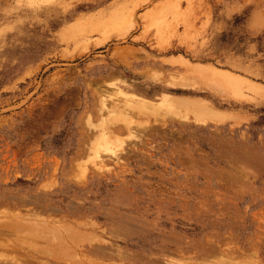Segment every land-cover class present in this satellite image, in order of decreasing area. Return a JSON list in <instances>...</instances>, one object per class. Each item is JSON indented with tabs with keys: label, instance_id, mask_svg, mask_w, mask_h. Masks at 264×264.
Here are the masks:
<instances>
[{
	"label": "rangeland",
	"instance_id": "rangeland-1",
	"mask_svg": "<svg viewBox=\"0 0 264 264\" xmlns=\"http://www.w3.org/2000/svg\"><path fill=\"white\" fill-rule=\"evenodd\" d=\"M121 89L220 111L141 116L100 171ZM263 170L264 0H0V264H264Z\"/></svg>",
	"mask_w": 264,
	"mask_h": 264
},
{
	"label": "bare ground",
	"instance_id": "bare-ground-1",
	"mask_svg": "<svg viewBox=\"0 0 264 264\" xmlns=\"http://www.w3.org/2000/svg\"><path fill=\"white\" fill-rule=\"evenodd\" d=\"M198 74H199V77H201L200 79L202 80L203 83L205 81L208 84L209 83H212V85H214V86H215V84H217L218 86H220V88L222 87L226 92L228 91L229 92L228 94H230V95L232 94L235 97H242L244 95V91L245 90H248V91H250V92H252L254 94H260L261 95V93H263L260 88L255 87L254 85H252L251 83H249L248 81H246V79L241 78L239 75H236V74L232 73L231 71L230 72L229 71H224V73L220 74V73L215 72V71H212V70H207L206 72L205 71L204 72H199ZM202 78L205 79V80L203 81ZM196 79H194V80H196ZM181 83H183V82H181ZM186 85H187V83H186ZM209 86H210V84H209ZM166 96H164V94H163V97H159V98H156V99H149V98H144L142 96L141 97L140 96H137L136 94H133L131 92H127V91L121 89V90H119V92H116L115 93V95H114L115 98H113L109 104H107L106 103V100H104L103 98L101 100H99L100 101V105L98 106L99 107L98 117H99V121L101 122V124L98 125V126H94V125L90 124L91 123L90 121L88 122V124L91 126V128L93 127L95 129L94 130V133H95L94 134V137H95L94 140H95V142L93 143L92 148H91L92 155H90V159L91 158H99V159H101L100 163H99L98 160H97L98 163H95L94 162L95 163V167L98 170L103 171V169L105 167H107L106 164H105V162L102 161V159H103L104 156H105V158H109V159H114V157H115V159L118 158L119 160H121V158L119 156V152L121 150L120 149L121 144L123 143L124 140L121 139L118 136L117 131L118 130H122V129L123 130H126V131L127 130L131 131V129L136 128L135 126L138 125V122L140 120L138 118L141 117V116H146V117L147 116L150 117L152 115H174V116L176 115V116H181L182 113H183L182 109L185 108L186 106H187V108H190V107L195 108V110H192V116L194 117L198 113V115H197L198 118H196V119H199V118L201 119V117H203V115L205 117L208 114V111H210L211 114L214 113V115H215V111L216 112H219L220 111L218 109L217 110L216 109L213 110L214 108L210 107L211 105L208 106L207 105L208 103H206V104L204 103L203 104V102L196 101V100L186 101L187 99L185 97L180 98V97H177V96H172V95H167V94H166ZM198 102H200L202 104H198ZM203 105H204V107H206V110H208L207 112L206 111H202L204 109ZM205 105H207L208 107L205 106ZM199 108L202 109L201 110L202 112H206V115H205V113L200 112V109ZM194 111H196L197 113L194 112ZM194 113H195V115H193ZM220 113L222 114V112H220ZM211 114H210V117H208V118H211V116H213ZM216 114H218V113H216ZM183 115H187V112L183 113ZM186 117H188V116H184V118H186ZM215 117H216V115H215ZM178 118H180V117H178ZM180 119H182V118H180ZM196 119H195V121H197ZM142 122H144V121H142ZM127 136H128V134H127ZM90 139H91V137H90ZM91 141L93 142V140H91ZM103 154H105V155H103ZM248 157H249V155H248ZM93 161H94V159H93ZM258 162H260V161H258ZM259 166H261V165H259ZM73 212H74V210H73ZM63 216H65V219H66V216H68V215L65 214ZM130 217H132V216H130ZM134 219H136V218H134ZM124 221H126V220H124ZM139 221H141V220H139ZM130 223L131 222H129V224ZM88 225H89V223H88ZM92 225H94V223ZM114 225H116V224H114ZM97 226H98V224H97ZM119 229H120V227H119ZM144 229H146V228H144ZM131 230H134V228L131 229ZM131 230H130V233H131ZM101 231H103V230L101 229ZM144 231H146V230H142V233H144ZM136 232H138V230ZM140 232H141V230H140ZM140 232H138V234ZM125 234H127V232ZM91 244H93V243H91ZM195 244H193V246ZM103 245H102V247H103ZM177 245H178V243H177ZM100 246H101V244H100ZM157 246H156V249L158 248ZM82 249L84 250V247ZM203 249H205V248H203ZM208 249H209V247H208ZM212 249L214 250L215 248H212ZM153 251H155V248H154ZM208 252L211 253V251H208ZM139 259H140V257H139ZM258 259H260V258H258ZM155 261L156 260L154 259V263H157Z\"/></svg>",
	"mask_w": 264,
	"mask_h": 264
}]
</instances>
